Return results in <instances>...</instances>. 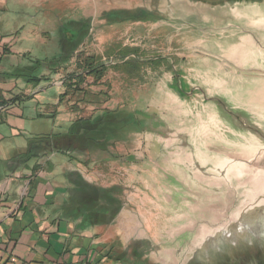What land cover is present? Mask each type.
Masks as SVG:
<instances>
[{
    "label": "rangeland",
    "instance_id": "rangeland-1",
    "mask_svg": "<svg viewBox=\"0 0 264 264\" xmlns=\"http://www.w3.org/2000/svg\"><path fill=\"white\" fill-rule=\"evenodd\" d=\"M193 1L154 0L129 12L115 0H85L79 12L70 5L71 28L83 21L88 33L72 50L68 46L72 62L57 70L78 75L77 63L94 57L107 71L99 81L87 76L78 83V95L69 96L66 83L64 95L81 118L110 113L122 130L103 149L84 146L82 155H73L86 166L87 190L60 174L56 184L68 191L58 203L84 205L92 215L98 209L99 224L111 220L103 236L123 264H264V239L245 241L237 222L258 197L263 202L257 208L264 205V179L249 177L240 187L246 171L238 163L246 148H264V0L232 3L226 10ZM44 58L36 51L31 66L44 65ZM43 65L36 76L54 77ZM20 70L13 74L25 71ZM61 80L54 84L62 86ZM56 90L49 88L46 100ZM211 98L256 126L262 137ZM27 102L21 108L29 115ZM41 124L42 132L60 130ZM253 151L243 155L251 158ZM260 158L251 170H264V153ZM219 231L234 232L233 240L198 261L204 241Z\"/></svg>",
    "mask_w": 264,
    "mask_h": 264
},
{
    "label": "crops",
    "instance_id": "crops-1",
    "mask_svg": "<svg viewBox=\"0 0 264 264\" xmlns=\"http://www.w3.org/2000/svg\"><path fill=\"white\" fill-rule=\"evenodd\" d=\"M254 1L258 0H194L193 3L219 5L226 10L232 3ZM142 3L154 5V0H115L124 12ZM84 4L85 0H0V264H123L114 259L113 251L106 245L110 241L106 242L103 236L111 220L99 224L95 217L84 215L79 206L68 201L58 203L68 188L57 185L55 177L64 174L67 181L72 178L73 185L80 190L87 185L85 164L77 162V157L69 162L62 154L28 162L16 157L34 137L65 133L74 121L83 117L79 110L72 109L69 101V96L80 92L64 96L72 74L57 70L50 81L45 72L40 77L47 81L35 85L13 72L31 67L33 62L29 58L36 51L46 53L43 66L51 71L71 63L68 42L79 28H71L70 5L79 12ZM82 22L73 21V24ZM63 52L66 62L54 63L53 57H63ZM57 78H62L64 83L60 87L54 84ZM44 84L49 86L42 89ZM51 87H56L57 93L50 101L46 100V91ZM24 101H28L25 107L29 115L21 108ZM43 122H51L53 128L60 130L42 132ZM37 166L41 169L36 170Z\"/></svg>",
    "mask_w": 264,
    "mask_h": 264
},
{
    "label": "trees",
    "instance_id": "trees-1",
    "mask_svg": "<svg viewBox=\"0 0 264 264\" xmlns=\"http://www.w3.org/2000/svg\"><path fill=\"white\" fill-rule=\"evenodd\" d=\"M78 25L80 26L79 32L75 35H71L68 42V46L70 45L71 50L75 48L78 43H81L88 33L84 22L79 23ZM63 53V57L59 56L58 59H56V62L58 64L66 62L64 61V59L67 60V58L65 57V52ZM68 58H70L69 52ZM42 63L43 62L41 61H37L33 67L31 66L25 68V71H23L20 77L24 78L31 84H40L42 81L46 80L43 77L36 76L37 71H39V69L43 65ZM77 66H80L81 73H79L77 76L73 74L71 77H69L70 83L68 86L73 93L76 92L78 83H82L87 76L94 77L96 81H99L104 77V74L107 71L106 66L104 64H98L94 57H87L85 60L81 61V63L78 62ZM54 70L52 69L53 74L56 72H54ZM73 80L75 81L73 82ZM66 95L67 94H65L64 96ZM111 118L112 117H110V113H106L105 115H102L101 117H98L96 119H77L71 124V126L65 133L34 137L29 141L26 150L18 154L16 157L22 162H28L32 159H37L52 154H62L67 156L68 158H75L73 157L74 154L82 155V148L84 146L88 148L99 146L103 149L108 140H118L120 136V130H122L120 128V123H118V121L111 120ZM39 169H41V167L37 166L36 170ZM85 189L86 185L84 186V190ZM91 191L94 192L93 190ZM84 194L85 192L82 193V195ZM86 195L89 196V194H85L84 196ZM80 208L81 210H83L82 212L84 213V215L86 214L89 218H94V216L100 214L98 209L95 212L93 211L95 215H92L91 209H86L84 205H81ZM75 215L77 214L75 213Z\"/></svg>",
    "mask_w": 264,
    "mask_h": 264
},
{
    "label": "water",
    "instance_id": "water-1",
    "mask_svg": "<svg viewBox=\"0 0 264 264\" xmlns=\"http://www.w3.org/2000/svg\"><path fill=\"white\" fill-rule=\"evenodd\" d=\"M180 90L182 91V87H180ZM210 101L218 102L220 106L225 110V113L227 115L231 116V118H234L237 122L244 124V127H247L248 131H251L255 133L256 135L262 137L260 130L256 126L246 125L245 123H243L244 121L242 117L238 113H235L232 109H230L224 102L216 98H211ZM246 149L254 150L253 154H255V156H253L251 160L247 159L248 160L247 161L244 159V156H242L243 155L242 154L240 155L241 159H239V162L237 161L239 164L245 165L243 167L245 168V171H246V172L241 173L240 181H239L240 187L247 186L249 177H250V180H252V182H255L254 178L264 179V170H261V169L256 170L255 168H253L252 170L250 169L251 167L250 165L258 161L256 157L258 158V155L260 153H264V148L261 147L257 149H249V148H246ZM262 161L263 159H260L259 163H261ZM243 162H246V163L243 164ZM246 166H249V167H246ZM247 168L249 170H247ZM251 174H253V176ZM257 183H260V182L257 181ZM263 191L258 190L257 194L261 195L260 192L263 193ZM261 202H263V198L258 197L253 203L246 205L244 209L249 210V211H246L245 215H241L240 218L237 220L238 223L242 224L241 228L246 232L245 241H249L253 238L264 239V205L263 207L257 208ZM245 217L246 219H244ZM211 224H212V221H211ZM234 227L235 226L232 225V228ZM234 234H235L234 232H231L229 234L227 231L226 232L219 231L215 235L208 237L202 244L199 251L195 254V257L198 259V261L204 262L207 257H212V255L216 254L218 250L225 249L228 240H233Z\"/></svg>",
    "mask_w": 264,
    "mask_h": 264
},
{
    "label": "bare ground",
    "instance_id": "bare-ground-1",
    "mask_svg": "<svg viewBox=\"0 0 264 264\" xmlns=\"http://www.w3.org/2000/svg\"><path fill=\"white\" fill-rule=\"evenodd\" d=\"M246 151H247V149H245V151L242 152V154L247 153ZM260 155H261V153L258 155V158L256 157V159L258 160L257 162H259V160L261 159V158H260ZM242 156H244V155H242ZM254 156H255V155H254ZM251 158H253V156H251ZM251 158H249V157H245V156H244V159H245V160H247V159H248V160H251ZM248 160H247V161H248ZM257 162H255V163H257ZM242 168H243V166H242ZM258 170H259V169H258ZM256 176H258V175H256Z\"/></svg>",
    "mask_w": 264,
    "mask_h": 264
},
{
    "label": "flooded vegetation",
    "instance_id": "flooded-vegetation-1",
    "mask_svg": "<svg viewBox=\"0 0 264 264\" xmlns=\"http://www.w3.org/2000/svg\"><path fill=\"white\" fill-rule=\"evenodd\" d=\"M121 20H122V19H121ZM158 62H159V63H161V62L163 63V62H165V61L162 60V61L160 62V60H159ZM180 92L182 93L183 91H180ZM183 93H184V92H183ZM145 116H146V115H145ZM146 118H148V117L146 116ZM149 119H150V117H149L148 119H145V120L147 121V120H149ZM144 124H146V123H144Z\"/></svg>",
    "mask_w": 264,
    "mask_h": 264
},
{
    "label": "built area",
    "instance_id": "built-area-1",
    "mask_svg": "<svg viewBox=\"0 0 264 264\" xmlns=\"http://www.w3.org/2000/svg\"><path fill=\"white\" fill-rule=\"evenodd\" d=\"M81 264H93V263H91V262H83Z\"/></svg>",
    "mask_w": 264,
    "mask_h": 264
}]
</instances>
